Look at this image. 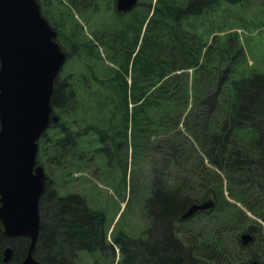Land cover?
I'll return each mask as SVG.
<instances>
[{
  "label": "trees",
  "instance_id": "1",
  "mask_svg": "<svg viewBox=\"0 0 264 264\" xmlns=\"http://www.w3.org/2000/svg\"><path fill=\"white\" fill-rule=\"evenodd\" d=\"M248 4H257L261 18L245 17ZM104 13L99 32L91 28L104 57L96 46L89 47L82 26L80 36L78 29L67 34L83 65L74 71L83 74L61 70L55 78L50 102L58 120L40 136L38 160L46 158L45 168H58L61 176L80 169L88 160L81 150H90L80 145V135L93 128L104 146L101 152L115 156L120 150L111 145L119 142L113 138L116 131L107 134L114 118L120 119L124 135L130 126L125 155L129 145L134 156L157 148L154 171L163 167L167 175L138 189L130 182L138 196L147 192L155 233L145 239L124 232L116 236L126 254L120 262L241 264L259 259L264 264V71L248 64L243 34L236 30L249 32L255 18L256 25L264 24V0H142L140 9L116 14L106 6ZM88 110L103 117L80 115ZM107 159L100 161L104 169ZM126 164L121 158L117 166L124 183ZM48 176L38 203L33 256L40 264H73L79 252L91 254L95 245L108 254L103 260L96 248L97 264H110L104 212L69 186L61 193L57 177ZM207 198L214 200L213 207L180 219L188 205ZM243 232L254 237L245 246ZM28 243L25 236H5L0 224V264L7 246L11 260L20 261ZM255 245L260 251L253 252ZM135 246L142 252L136 255Z\"/></svg>",
  "mask_w": 264,
  "mask_h": 264
},
{
  "label": "water",
  "instance_id": "2",
  "mask_svg": "<svg viewBox=\"0 0 264 264\" xmlns=\"http://www.w3.org/2000/svg\"><path fill=\"white\" fill-rule=\"evenodd\" d=\"M135 0H117L118 10L133 7ZM55 31L41 15L37 0H0V224L5 236L29 239L26 255L11 260L7 246L1 264H40L33 256L40 226L39 198L46 179L36 164L38 139L50 121L54 80L65 54L54 39ZM214 200L190 204L186 218L207 210ZM243 245L252 240L240 236ZM242 264H262L253 259Z\"/></svg>",
  "mask_w": 264,
  "mask_h": 264
},
{
  "label": "rangeland",
  "instance_id": "3",
  "mask_svg": "<svg viewBox=\"0 0 264 264\" xmlns=\"http://www.w3.org/2000/svg\"><path fill=\"white\" fill-rule=\"evenodd\" d=\"M48 1H49L48 8L50 10H52V11H49V15H51L52 18H55V16H56L55 10H56V6H57V2L59 0H48ZM64 1H67V0H64ZM97 1L100 4H102L101 0H97ZM39 2L41 5V9H44L45 8V6H44L45 0H39ZM91 10L93 11L92 12L93 14L90 15V17L91 16L92 17L89 18V21H88L89 24H87V29H89L90 26H92L94 28L95 27H101L100 24H102V19H105L104 9H102V11L98 10L97 12L93 9H90L89 11H91ZM89 11H88V13H89ZM243 13H244L245 17L246 16L248 17V15L254 14L258 18H261V11L258 9L257 4H248L247 7H245V9H243ZM77 14H78V16H80V15L83 16V18H84L83 20L86 21L85 17L88 14H83L79 11ZM256 21L257 20L255 18L254 19V27L249 32L246 31L245 28H236V30L241 36L243 34L242 42H243L244 48L246 50L245 52L248 51V56H249L248 57V64L255 67L258 70L264 71V24L256 25ZM237 23H238V21H237ZM68 33H70V32L68 31ZM62 34H63V31H62ZM70 48H71V46H69V45H67L65 47V50L68 51L70 54L68 55V57L66 59V63L63 67L64 68L63 71H65V72L70 71L69 73L81 75V74H83L82 71L75 72L74 70H79V69L83 68L82 61L79 62V59L75 55V52L71 51ZM81 54H84V53H81ZM95 85L96 84H94V87H95ZM84 92H86V91H84ZM85 95H86V93H85ZM90 112H92V111H89V110L83 111V112L80 111V115H86V116L89 115V117H103V115L101 113L100 114L99 113L98 114H92ZM114 121L116 123H118L117 118H114ZM93 130L95 131V129H93ZM90 131L92 134V129ZM110 133H111V131L109 129V134ZM109 134H107V135H109ZM85 136L86 135H83V137H85ZM87 139L93 140V139H95V137L90 136V137L83 138V140H85V142H88ZM86 144H88V143H86ZM154 144H156V143H154V142L151 143V146H154ZM120 148H121V152H122V154H121L122 159L124 160L126 158L128 161L127 171L129 170V168H131V172L129 173V181L135 186L136 189L140 188L141 184L152 183L154 178L163 179V178L167 177V175H165L166 172L161 171V169H164L163 167H161V169H160V167L157 166L155 168V171H154L155 162L159 164V160H160V158L158 157L159 152H158V154L155 153L157 148L156 149L153 148V150L148 152L149 155L146 152H142L140 155L138 154V155L134 156L132 153L130 154V151H128L129 153L127 154V157L125 155L124 145H122ZM129 156H130V158H129ZM45 160H46V158L41 159V161H45ZM95 163H96V174L106 171V173L109 174V177H112V174L117 171V167L114 168L111 165L105 164L106 169H104V164L102 162L96 161ZM45 170L48 173H50L51 175L57 177V185H58V188H60L61 193H65V191L68 190V186H69V190L74 191L75 193L85 194L88 202L89 201L93 202L94 208L104 209V212H105V215L107 218V222H108V224L111 225L108 227V231L110 230V228L113 229L111 231V234H110L111 240L113 239V237L115 238L116 236H121V233H123V232L131 235L132 237L134 236V234L137 236H143L144 235L143 230L147 226L151 229L153 220L151 219V217H149V215H147V213H144L143 211H141L142 210V207H141L142 200L139 201L138 195L136 194V191H138V190L135 191L134 189H132V190L128 189L129 184H127V190L124 193L125 199H124V197L122 199H118L120 197L119 193L111 185L104 187L103 185L99 184V185H101V187H100V186H96L94 184V190H92V189L90 190V188L87 186V184H89V182L87 180L83 179L85 174L87 176V173H88L87 171H84V173H77V171L75 170L76 173H74L73 172L74 168H73L70 171H65V174L63 176H61L58 172V168L57 169H49V170H47L45 168ZM133 171H136V172L134 173V176L132 179L131 175L133 174ZM167 171H168V169H167ZM58 174H59V176H57ZM74 177H76V179H74ZM110 181H112V180H110ZM95 183L97 184V182H95ZM111 189L114 191L113 193H112ZM118 190L121 191L122 187H118ZM82 191H84V192H82ZM148 204H149V202L143 204V207H145V211H148V208L150 210V207L147 208ZM250 215H252V214H250ZM253 217H255V216L253 215ZM148 218L150 219L151 223H147ZM262 230L264 232V225H262ZM108 231H107V234H108ZM262 234L264 237V233H262ZM255 251H260V249L257 245H255L253 247V252H255ZM109 259H114V256H113V258L111 257ZM110 261H112V260H110ZM90 262H91V259H90L89 254L87 252L82 251V252H79L77 254L76 260L73 264H90Z\"/></svg>",
  "mask_w": 264,
  "mask_h": 264
},
{
  "label": "flooded vegetation",
  "instance_id": "4",
  "mask_svg": "<svg viewBox=\"0 0 264 264\" xmlns=\"http://www.w3.org/2000/svg\"><path fill=\"white\" fill-rule=\"evenodd\" d=\"M101 2H102L101 7H103L105 9V7L107 6L108 10L113 11L116 14L126 13V12L131 11L133 8L140 9L142 7V0H135V3L133 5V7L130 8V9H127V10H118L117 7H116L117 0H101ZM92 3H93L92 0H71L70 4H68L67 1L60 0V1L57 2V6H56V10H55L56 11V16H55V18H52L51 15H49V11H52V10H50L48 8L49 1L45 0V4H44L45 8L43 9V11H44L47 19L54 26L55 31H56V38H57L60 46L64 49L65 54H66L67 57L70 54L68 51L65 50V47L67 45L71 46V48H70L71 51H74L75 53L77 51V49L74 46L73 42H71L68 39V36H67V34H69L68 31L69 32H73L75 29H78L79 30L78 36H80L82 34L81 26H83L84 23L88 22V19H86V21H84L80 16H78L77 13L79 11V12H81L83 14H88V11L90 9H93V10H95L97 12V10H98L97 6H93ZM97 3L100 4L98 1H97ZM64 4L67 5L68 8L70 6L72 11L71 12L66 11ZM67 13H69V14H67ZM70 17H73L74 19L70 20ZM111 24H112V22H111ZM101 27H95V28L91 27V28L92 29H99ZM61 30L63 31V34H62ZM96 32L98 33L99 30H96ZM91 33H93V32L89 33L87 31H85V34L88 35L89 39L92 40V41L90 40V42H88L89 47L93 48V46H96L98 49H102V47L100 46L99 42L96 41L93 38V35ZM96 52H97V50H96ZM103 55L105 56V53H103ZM130 72H131V68L129 69V73ZM105 87L108 88V89L110 88L107 85ZM120 137H122V136L121 135H114L113 138H120ZM121 144H123V143L116 142L115 144H111V145L112 146H116L115 148H120L122 146ZM121 153L122 152H121V148H120L119 153L116 155L115 158L112 159V161H114V164H115L116 167L121 162V158H120ZM105 156H107V155L105 154ZM95 162H96L95 156H89L88 160L83 162L84 167L88 171V177H89L88 179H89V188H90V190L91 189L94 190V174H96V169H95L96 168V163ZM82 172H84V171H82ZM105 174L107 175L108 173H105ZM107 183L112 185V186H114V187H117V188L123 186V182L121 180V176L117 172L112 174V181L109 180V181H107ZM152 193H153V191H152ZM89 205H90L91 208L94 209L93 202H89ZM103 222H104V220H103ZM153 228H154V222L152 224L151 229L146 228L145 230H143V232H144L143 236H136L134 238L145 239V237L147 238L148 236H153V234L155 233ZM102 232L105 233L106 237L109 240V244L107 245L108 246L107 248H108V251L111 252L113 254V256H115V262L114 263L115 264H122L120 261H121L122 258L124 259V256L126 254L121 250L120 243L118 244V252L116 253V247L115 246H116L117 242H116L115 238L111 240L110 239V235H108V234L111 233V230H109L108 234H107V231L104 228V230ZM102 232H101V236H103ZM96 248H98V250H100L99 254H98L99 258L101 257L103 260L108 258V254L106 253V248L100 249L98 246L91 245V252L90 253L93 254V255L89 254L90 259H91L90 264H97L98 263L99 259L97 260V258H96L97 254H95ZM142 249H143V247L135 246L134 247L135 254L137 255L138 253H141ZM103 263L106 264V262H104V261H103Z\"/></svg>",
  "mask_w": 264,
  "mask_h": 264
}]
</instances>
